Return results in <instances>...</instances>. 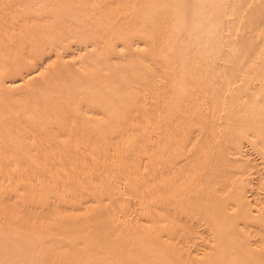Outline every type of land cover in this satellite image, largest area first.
<instances>
[{
    "label": "bare ground",
    "instance_id": "obj_1",
    "mask_svg": "<svg viewBox=\"0 0 264 264\" xmlns=\"http://www.w3.org/2000/svg\"><path fill=\"white\" fill-rule=\"evenodd\" d=\"M0 264H264V0H0Z\"/></svg>",
    "mask_w": 264,
    "mask_h": 264
}]
</instances>
